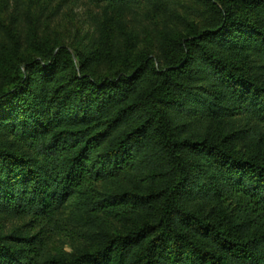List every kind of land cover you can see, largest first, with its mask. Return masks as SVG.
Returning a JSON list of instances; mask_svg holds the SVG:
<instances>
[{
	"label": "trees",
	"instance_id": "1",
	"mask_svg": "<svg viewBox=\"0 0 264 264\" xmlns=\"http://www.w3.org/2000/svg\"><path fill=\"white\" fill-rule=\"evenodd\" d=\"M87 1L0 39V264H264V0Z\"/></svg>",
	"mask_w": 264,
	"mask_h": 264
},
{
	"label": "rangeland",
	"instance_id": "2",
	"mask_svg": "<svg viewBox=\"0 0 264 264\" xmlns=\"http://www.w3.org/2000/svg\"><path fill=\"white\" fill-rule=\"evenodd\" d=\"M99 12L87 0H0V39L9 27L26 43L24 46L42 47L44 43L67 46L76 63L75 48L90 43L94 34L93 16ZM136 32L135 42L140 48L153 42L151 47L155 49L156 40L149 28L139 27ZM145 34L149 40L138 42ZM29 51L36 52L32 47Z\"/></svg>",
	"mask_w": 264,
	"mask_h": 264
}]
</instances>
